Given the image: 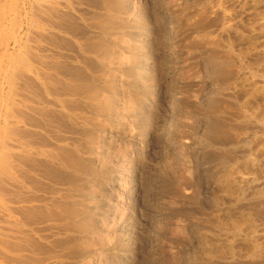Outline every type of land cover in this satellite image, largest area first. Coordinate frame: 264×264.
I'll return each mask as SVG.
<instances>
[{
  "label": "rangeland",
  "instance_id": "rangeland-1",
  "mask_svg": "<svg viewBox=\"0 0 264 264\" xmlns=\"http://www.w3.org/2000/svg\"><path fill=\"white\" fill-rule=\"evenodd\" d=\"M11 1L0 264H264V0Z\"/></svg>",
  "mask_w": 264,
  "mask_h": 264
},
{
  "label": "bare ground",
  "instance_id": "bare-ground-1",
  "mask_svg": "<svg viewBox=\"0 0 264 264\" xmlns=\"http://www.w3.org/2000/svg\"><path fill=\"white\" fill-rule=\"evenodd\" d=\"M34 2H37V4H47V5H51V4H53L54 3V0H34ZM3 4L5 3V2H2ZM2 3H0V4H2ZM9 3H10V1H9ZM13 2L11 1V4H9L10 5V7H8L9 8V10H11V12L12 11H14V9L16 8V6L14 7V3L12 4ZM6 4H8L7 2H6ZM57 4V3H56ZM8 5V6H9ZM31 5H32V3H31ZM7 7H6V9H8ZM6 9H5V6H2L1 7V5H0V40L2 41V39L3 38H5L4 39V41H5V51H6V49H7V47L9 46V41L7 40V39H9V35H7V33L6 32H8L7 31V29H9V28H7L8 27V25L6 26L5 25V22H6V20H9L10 19V28H11V32H12V34H14V30L16 29V27H17V20H16V18H17V16L16 15H14V14H17V13H14V12H12V14L14 15V17L13 18H8V19H6V15H7V13L8 12H6ZM17 10V9H16ZM15 10V11H16ZM10 12V13H11ZM8 15H10V14H8ZM26 15V14H25ZM33 16V15H32ZM25 17V16H24ZM19 23V22H18ZM8 24H9V22H8ZM55 26V25H54ZM31 28H32V26H30ZM34 27V26H33ZM17 30H18V28H17ZM6 31V32H5ZM10 34V33H9ZM12 37H14L13 38V43H12V45L14 44V46H16V44H19L18 43V41H17V39H15V37H17V36H14V35H12ZM10 38H11V36H10ZM26 39V38H25ZM18 40H20V39H18ZM27 41V40H26ZM20 42V41H19ZM29 42V41H28ZM4 43L2 42V44L1 45H3ZM1 47V46H0ZM19 47H21V46H19ZM13 48V47H12ZM18 49V48H17ZM21 49V48H20ZM20 49L18 50V51H20ZM21 50H23V49H21ZM17 51V50H16ZM22 52V51H21ZM6 53V52H5ZM18 53H20V52H17V54ZM8 54H11V53H8ZM14 54H16V53H14ZM3 56V55H2ZM11 56V55H10ZM18 56V55H17ZM13 57V58H11L10 59V57L8 56V58L10 59L9 61H7V62H10L9 63V66H12V73H11V76L12 77H14L15 76V74L18 72L19 73V67H20V65L22 64V65H24L25 63L24 62H22L23 61V58L22 57ZM23 56V55H22ZM12 57V56H11ZM4 58H6V56L4 57ZM8 58H6V59H8ZM22 58V59H21ZM2 60H4L3 58H2ZM0 61H1V59H0ZM2 62V61H1ZM4 62V61H3ZM6 62V63H7ZM20 62H22L21 64H20ZM1 64V63H0ZM3 64V63H2ZM7 65V64H6ZM1 67V66H0ZM4 67V66H3ZM23 68H25L27 71H31V67H29L27 64L25 65V66H22ZM10 68V67H9ZM6 69V68H5ZM0 70H2V68H0ZM6 71V70H5ZM5 71H3L4 72V74H5ZM9 71V70H8ZM7 71V72H8ZM3 72H1V73H3ZM32 72V71H31ZM37 72V71H36ZM36 72H34L33 74H34V76H36V79H38V75H37V73ZM0 73V74H1ZM10 73V72H9ZM8 73V74H9ZM3 74V75H4ZM2 75V76H3ZM1 76V75H0ZM6 76V75H5ZM10 76V75H9ZM8 76V77H9ZM10 76V77H11ZM17 77V75L15 76V78ZM3 78V77H2ZM1 78V79H2ZM18 78V77H17ZM11 79L12 78H10V81H11ZM5 80H6V78H5ZM5 80H4V83H5ZM8 80V79H7ZM6 80V81H7ZM39 80V79H38ZM7 83H9V80H8V82ZM6 83V84H7ZM14 83V82H13ZM8 85V84H7ZM3 86V85H2ZM8 87H9V85H8ZM12 87V86H11ZM1 89V88H0ZM9 89V88H8ZM10 90H12V89H10ZM1 91H3L2 89H1ZM13 92H14V90H13ZM8 95H10V92L8 93ZM20 95V94H19ZM9 98V97H8ZM11 98V97H10ZM9 98V99H10ZM5 99V98H4ZM2 102H3V100H1ZM7 101V100H6ZM11 101V100H10ZM9 102V101H8ZM12 102V101H11ZM5 103V102H4ZM16 104V103H15ZM14 104V105H15ZM1 105V104H0ZM6 106H7V103L5 104ZM0 108H1V106H0ZM9 108V107H8ZM6 110H7V108H6ZM1 112V111H0ZM7 112V111H6ZM6 112L5 113H3V125H0L1 126V128H2V130L4 131V128H5V126H6ZM13 112H15V111H13ZM2 113V112H1ZM8 114V113H7ZM12 120V119H11ZM25 121V120H24ZM9 122V121H8ZM1 123V122H0ZM19 123V122H18ZM0 132H2V131H0ZM19 133V132H18ZM6 134V133H5ZM10 134V133H9ZM2 138V137H1ZM1 138H0V140H1ZM4 139V138H3ZM0 143H1V141H0ZM5 143H7V141L6 142H2L1 144V147H0V168L1 169H3L2 167L4 166V164H6L5 162H6V159H7V157H8V155H7V151L8 150H10V148L5 144ZM7 160H9V159H7ZM8 162V161H7ZM7 166V165H6ZM5 166V167H6ZM4 170V169H3ZM2 205V204H1Z\"/></svg>",
  "mask_w": 264,
  "mask_h": 264
}]
</instances>
